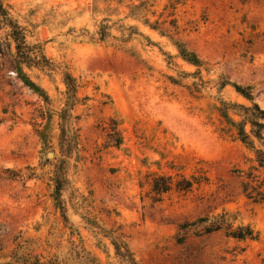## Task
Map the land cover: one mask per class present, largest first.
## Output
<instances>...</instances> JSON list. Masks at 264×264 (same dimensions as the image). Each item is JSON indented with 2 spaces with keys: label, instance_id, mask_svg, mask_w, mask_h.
I'll return each mask as SVG.
<instances>
[{
  "label": "rangeland",
  "instance_id": "obj_1",
  "mask_svg": "<svg viewBox=\"0 0 264 264\" xmlns=\"http://www.w3.org/2000/svg\"><path fill=\"white\" fill-rule=\"evenodd\" d=\"M4 2L48 68L23 67L26 86L0 54V264L18 244L45 263L87 264L72 243L120 264L112 241L137 264H264V198L246 199L239 177L254 154L221 135L214 110L264 111V0ZM223 81L251 87L252 102ZM155 175L208 182L153 203ZM222 213L257 239L198 234Z\"/></svg>",
  "mask_w": 264,
  "mask_h": 264
},
{
  "label": "trees",
  "instance_id": "obj_2",
  "mask_svg": "<svg viewBox=\"0 0 264 264\" xmlns=\"http://www.w3.org/2000/svg\"><path fill=\"white\" fill-rule=\"evenodd\" d=\"M2 34V38H1ZM107 34L103 31L100 34V39H104ZM178 51L179 57L188 65L195 67L198 71L203 66L202 61L193 52H190L184 45L174 43ZM0 54L6 58L9 63V69L15 71L17 76L24 82L26 86L33 87L27 76L23 73V67L28 69H44L48 68L47 60L43 51L38 46H30L26 41V31L12 17L10 6L5 4L4 0H0ZM194 73L193 76L198 75ZM185 76H190L185 74ZM69 84V83H68ZM230 85L227 81L220 83V89ZM69 89H73L70 85ZM235 93L244 98L248 102H252V88H241L236 85H230ZM191 94L198 93L199 85L193 84L187 87ZM218 115L219 132L221 135L229 137L234 141L239 142L248 150L253 152L255 165L250 167L249 174L240 172L242 178V194L248 200L256 202L258 197L264 198V179L259 183V174L264 175V111L260 110L256 105L251 107L232 104L229 102L219 101V105L214 108ZM257 143V145H256ZM122 139L116 142V146L120 147ZM256 173L258 175H256ZM151 175H149L150 177ZM179 179L174 181L172 177L153 176L149 182L150 193L152 194L151 201L153 203L160 202L161 197L172 190L186 194L192 191L194 185L198 187L207 184L206 177H191L186 179L183 175L178 176ZM56 197L54 198L55 208L59 211L62 223L66 227L68 225V217L66 209L60 199L61 190L55 188ZM230 216L227 213H222L215 216L212 220L202 222V227L198 226L199 235H210L212 233L223 232L225 237L231 238L238 242L255 241L257 234L249 226L239 225L234 228L233 222L230 221ZM71 230L70 236L74 235ZM78 235V234H77ZM111 244L115 250V256L120 264H137L132 254L116 241ZM72 253L75 255H83L87 264H98V260L90 253L86 252L83 247H79L72 243ZM13 264H58L54 256V261L47 263L42 262L43 258L33 255L26 244H18L16 249L10 256Z\"/></svg>",
  "mask_w": 264,
  "mask_h": 264
}]
</instances>
